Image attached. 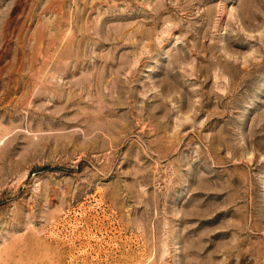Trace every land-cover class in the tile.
<instances>
[{
	"label": "rangeland",
	"instance_id": "374dc122",
	"mask_svg": "<svg viewBox=\"0 0 264 264\" xmlns=\"http://www.w3.org/2000/svg\"><path fill=\"white\" fill-rule=\"evenodd\" d=\"M0 264H264V0H0Z\"/></svg>",
	"mask_w": 264,
	"mask_h": 264
}]
</instances>
